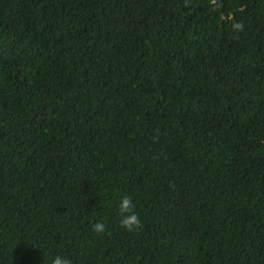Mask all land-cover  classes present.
Masks as SVG:
<instances>
[{
	"label": "trees",
	"instance_id": "obj_1",
	"mask_svg": "<svg viewBox=\"0 0 264 264\" xmlns=\"http://www.w3.org/2000/svg\"><path fill=\"white\" fill-rule=\"evenodd\" d=\"M56 255L264 264V0H0V264Z\"/></svg>",
	"mask_w": 264,
	"mask_h": 264
},
{
	"label": "clouds",
	"instance_id": "obj_2",
	"mask_svg": "<svg viewBox=\"0 0 264 264\" xmlns=\"http://www.w3.org/2000/svg\"><path fill=\"white\" fill-rule=\"evenodd\" d=\"M135 204L133 200L129 196L121 197L120 204H119V213L122 217L120 221L121 228L127 230L128 232L132 233L137 230L142 229L143 225L139 216L134 211ZM93 230L98 234H103L106 232V227L104 223L97 222L93 225ZM52 264H72V261L63 255H56L53 258Z\"/></svg>",
	"mask_w": 264,
	"mask_h": 264
}]
</instances>
